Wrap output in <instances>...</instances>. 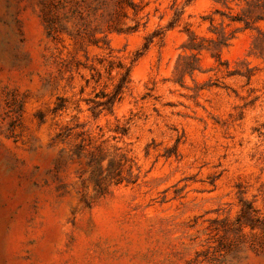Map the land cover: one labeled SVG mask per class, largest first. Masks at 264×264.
<instances>
[{
	"label": "rangeland",
	"instance_id": "rangeland-1",
	"mask_svg": "<svg viewBox=\"0 0 264 264\" xmlns=\"http://www.w3.org/2000/svg\"><path fill=\"white\" fill-rule=\"evenodd\" d=\"M134 1L141 11L106 46L92 42L103 36L93 13L66 10L84 34L54 39L41 0H0V264H264L263 230L235 229L241 201L264 220L256 33L181 75L186 28L212 38L204 18L219 7ZM119 65L130 82L110 111L94 110L115 94ZM92 154L105 166L126 155L138 180L98 196Z\"/></svg>",
	"mask_w": 264,
	"mask_h": 264
},
{
	"label": "trees",
	"instance_id": "trees-1",
	"mask_svg": "<svg viewBox=\"0 0 264 264\" xmlns=\"http://www.w3.org/2000/svg\"><path fill=\"white\" fill-rule=\"evenodd\" d=\"M193 1V0H190ZM219 8L213 15L207 16L204 20L210 22L209 32L212 38H205L197 35L195 32L186 28L188 39L183 45V49L191 53L185 57L184 62L178 64V71L181 75H193L200 70V54L208 52L217 61H221L222 52L230 46L237 34L242 31L255 32L253 50L258 57L264 58V0H211ZM42 15L46 22L47 31L50 37L56 39L59 34L66 33L72 38H79L84 34L82 29H71L66 25L69 20L66 10L69 13H79L81 17L84 13H93L100 22L99 32L103 36L96 39L93 36V44L109 45L108 34L113 31H123L125 20L128 18L129 11L132 10L135 15L141 11L140 6L134 0H41ZM220 16V23L215 24V16ZM179 20V18L177 19ZM102 26V27H101ZM136 27H130L128 30H136ZM106 28L108 33L103 29ZM159 33L157 36H160ZM155 38V36L153 37ZM121 70L120 80L116 87L115 94L109 97L106 102L98 104L104 106L103 110H111L121 91L130 82L131 67L119 65ZM95 117L100 115L101 111H93ZM69 136L67 133H59L58 138L64 139ZM108 156L92 154V163L95 168L92 171V180L95 183V190L98 196L108 193L112 184L119 185L126 181L135 183L138 177L134 176L132 160L126 155L119 159H108L105 166L104 162ZM125 172L127 175H125ZM242 210L236 220L238 231L249 227L251 230L261 229L264 232V220L259 216L258 211L253 204L247 201H241ZM223 230L229 231L232 227L228 223H223ZM215 227L214 231H218ZM221 255V254H220ZM217 260L218 258H214Z\"/></svg>",
	"mask_w": 264,
	"mask_h": 264
}]
</instances>
